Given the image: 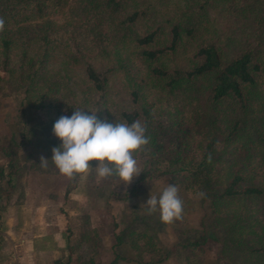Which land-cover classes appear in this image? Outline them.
I'll return each mask as SVG.
<instances>
[{
	"label": "trees",
	"instance_id": "trees-1",
	"mask_svg": "<svg viewBox=\"0 0 264 264\" xmlns=\"http://www.w3.org/2000/svg\"><path fill=\"white\" fill-rule=\"evenodd\" d=\"M208 3L0 0V90L11 77L24 92L21 105L43 111L52 126L74 109L98 111L101 121L146 123L150 141L136 155L146 168L125 200L169 175L174 185L204 193L224 253L264 264V48L224 53L203 20ZM77 11L74 28L88 35L82 40L58 33L53 21ZM149 95L168 104L153 110ZM7 168L0 178L13 175L16 154ZM134 238L132 248L150 239Z\"/></svg>",
	"mask_w": 264,
	"mask_h": 264
},
{
	"label": "rangeland",
	"instance_id": "rangeland-1",
	"mask_svg": "<svg viewBox=\"0 0 264 264\" xmlns=\"http://www.w3.org/2000/svg\"><path fill=\"white\" fill-rule=\"evenodd\" d=\"M207 1L203 20L214 27L224 53L234 56L244 50L258 52L264 48V0ZM70 7H79V2H71ZM79 14L78 11L68 13L67 19L64 15L54 16L56 31L63 33L67 30V34L74 31L81 40L88 36L83 26L81 30L74 28L80 23ZM23 97V90L8 77L0 90V168L8 173L7 164L15 154L16 168L12 176L0 178V207L22 202L23 207L29 204L23 208L29 211V206L35 205L39 211V221L43 223L45 215L41 207L46 202L53 205L45 208L49 210L48 214H52L64 199H78V193L87 194L89 198L84 204L87 213L93 212L88 216L94 227L91 230L99 231L103 239L102 244L97 239L86 242L82 255L85 264H242L237 256L230 258L229 254L224 253L222 229H211L213 214L208 201L198 193L177 186L184 209L180 220L164 223L159 212L146 214L142 206L150 194L159 196L165 184H173L171 176L149 181L134 197L125 200L124 195L146 168L145 159H137L141 173L127 185L115 176L98 179L95 171L83 178L78 175L72 180L60 175L51 161L52 149L61 144L53 134L51 117L43 111L22 106ZM148 100L153 103V110L168 104L166 98L159 102L153 95H149ZM173 103L170 101V106ZM22 135L27 136L26 144L21 140ZM19 141L24 144L15 151V144ZM9 148L13 152L7 155ZM41 156L49 160L47 168L39 166ZM96 163L90 162L93 166ZM70 209L73 211L72 217L79 213L78 206L72 205ZM84 213L83 209L75 220L81 219V222ZM260 218L264 222V216L260 215ZM73 231L77 234L80 227ZM138 233H146L150 239L139 240L138 247L132 248V241ZM114 235L121 237L122 242L118 243ZM75 238L70 240L74 241ZM98 244L102 246L99 248ZM111 244L113 246L110 248Z\"/></svg>",
	"mask_w": 264,
	"mask_h": 264
},
{
	"label": "clouds",
	"instance_id": "clouds-1",
	"mask_svg": "<svg viewBox=\"0 0 264 264\" xmlns=\"http://www.w3.org/2000/svg\"><path fill=\"white\" fill-rule=\"evenodd\" d=\"M4 27L5 22L0 18V32ZM97 112L74 109L71 116L62 115L55 122L53 134L61 144L52 149L51 161L59 174L69 180L95 171L98 179L115 176L127 185L141 173L136 155L149 144L147 125L140 120L131 124L123 120L101 121ZM92 161L97 162L95 166L90 164ZM48 162L41 156L39 166L47 168ZM198 195L203 197L204 193ZM142 207L148 215L159 212L164 223L183 217V200L174 184H165L159 196L150 194Z\"/></svg>",
	"mask_w": 264,
	"mask_h": 264
},
{
	"label": "crops",
	"instance_id": "crops-1",
	"mask_svg": "<svg viewBox=\"0 0 264 264\" xmlns=\"http://www.w3.org/2000/svg\"><path fill=\"white\" fill-rule=\"evenodd\" d=\"M77 196L78 199H64L52 214H48L49 210L45 208L53 205L48 202L43 204V223L39 221V211L35 205L29 206V211L23 209L29 204L23 207L22 202L0 207V264H85L82 255L86 242L90 239L100 242L103 237L99 231L91 230L94 227L88 216L93 212L87 213L84 204L89 197L80 193ZM72 205L78 206L79 210L73 217L70 209ZM83 209L84 219L81 222V219L75 220ZM79 227L80 232L73 233V229ZM101 244H98L99 248Z\"/></svg>",
	"mask_w": 264,
	"mask_h": 264
}]
</instances>
